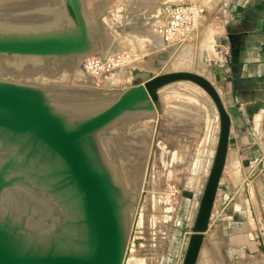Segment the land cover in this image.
I'll return each instance as SVG.
<instances>
[{"label": "water", "instance_id": "1", "mask_svg": "<svg viewBox=\"0 0 264 264\" xmlns=\"http://www.w3.org/2000/svg\"><path fill=\"white\" fill-rule=\"evenodd\" d=\"M100 33L85 0H0V55L8 59L81 61L100 46ZM132 80L113 98L65 104L42 84L0 78V264L125 263L150 140L115 135L139 158L126 181L115 145L108 142V158L99 138L116 122L155 116L160 90L181 81L204 89L220 121L182 260L197 264L227 162L231 115L215 84L198 73L141 70Z\"/></svg>", "mask_w": 264, "mask_h": 264}, {"label": "rangeland", "instance_id": "2", "mask_svg": "<svg viewBox=\"0 0 264 264\" xmlns=\"http://www.w3.org/2000/svg\"><path fill=\"white\" fill-rule=\"evenodd\" d=\"M188 1H198L206 7V34L185 48L167 46L158 30L162 21L161 9L167 3ZM226 3L227 0H85L91 21L98 24L103 33V36L98 34L99 48L109 43L108 48H103V54L109 56V53L119 51L124 60L132 58L125 67L127 80H122L119 85H110V75L100 78L95 76L96 70L85 69L86 56L81 61L71 57L27 58L24 62L0 56V78L42 84L57 102L71 104L85 103L92 98H113L132 83L131 75L135 71L148 70L157 74L191 69L210 75L213 66H210V71L205 50L213 48L214 22L226 15ZM118 12L121 17L116 15ZM112 14L118 17L120 24ZM155 31L159 37L154 36ZM36 59L42 65L30 68V62ZM160 98L162 111L156 112L155 116L116 122L99 138L108 158L112 156L108 142L115 145L122 158L126 181L132 178L130 164L139 158L125 151L116 136H131L136 141L138 136L146 134L150 140L124 264H167L175 261V254L183 241L187 242L193 224L190 202L199 200L217 142L218 114L201 87L188 81L177 82L162 88ZM239 175L242 176V172H238Z\"/></svg>", "mask_w": 264, "mask_h": 264}, {"label": "crops", "instance_id": "3", "mask_svg": "<svg viewBox=\"0 0 264 264\" xmlns=\"http://www.w3.org/2000/svg\"><path fill=\"white\" fill-rule=\"evenodd\" d=\"M226 6L232 57L214 66L210 79L232 118L230 147L197 264H264V0H227ZM198 203L190 202L194 218ZM186 245L167 264H182Z\"/></svg>", "mask_w": 264, "mask_h": 264}, {"label": "built area", "instance_id": "4", "mask_svg": "<svg viewBox=\"0 0 264 264\" xmlns=\"http://www.w3.org/2000/svg\"><path fill=\"white\" fill-rule=\"evenodd\" d=\"M206 13L207 9L201 2L188 1L164 4L162 7V21L158 30L163 36L165 45H178L185 48L192 41L196 42L199 40L204 33L206 34L204 29ZM214 25L212 38L214 51L205 50L208 55V65L205 63L209 66V70L210 66H225L232 57V45L229 32L225 29V24L222 19H218L215 20ZM109 54V56L105 53L88 59L85 63L87 67L85 69L96 70L97 74H105L107 76L129 61L127 59L124 60L120 52L119 54L117 52ZM262 168L264 171V166Z\"/></svg>", "mask_w": 264, "mask_h": 264}, {"label": "bare ground", "instance_id": "5", "mask_svg": "<svg viewBox=\"0 0 264 264\" xmlns=\"http://www.w3.org/2000/svg\"><path fill=\"white\" fill-rule=\"evenodd\" d=\"M90 1V0H89ZM97 1V0H96ZM92 2V1H91ZM90 2V3H91ZM196 2H198V1H196ZM92 4V3H91ZM155 5V4H154ZM154 5H151V6H154ZM158 6V5H157ZM156 6V7H157ZM149 8V7H148ZM147 8V9H148ZM158 8V7H157ZM153 9H155L156 11H157V9L156 8H153ZM138 10H140V8L138 9ZM152 9L150 8V11H151ZM162 10V9H161ZM139 12V11H138ZM154 13V12H153ZM109 14V13H108ZM107 14V15H108ZM110 16H111V13L109 14ZM113 15V18L115 19L117 16H115L114 17V15L115 14H112ZM116 15H118V17H121L120 15H119V12L118 13H116ZM110 16H108V17H110ZM139 16V15H138ZM151 16H152V13H151ZM117 17V18H118ZM140 17V16H139ZM110 18H112V17H110ZM117 18H116V21H117ZM102 19H103V17H102ZM106 18L104 17V20H105ZM109 19V18H108ZM123 19V17L121 18V20ZM134 19H136V18H134ZM104 20H103V22H104ZM110 20V19H109ZM108 20V21H109ZM111 20H113V19H111ZM118 20H120V19H118ZM133 20V19H132ZM144 20V17H143V19H142V21ZM106 21V20H105ZM115 21V20H114ZM115 21V22H116ZM131 21V20H130ZM109 22H111V21H109ZM119 24H120V22L119 21H117ZM134 22V21H133ZM141 22V21H140ZM144 22V21H143ZM142 22V23H143ZM132 23V22H131ZM137 23V22H136ZM95 24V23H94ZM122 24V23H121ZM133 24V23H132ZM137 25V24H136ZM133 26V25H132ZM134 27V26H133ZM152 31H153V29L152 28H150ZM150 30V31H151ZM150 31H148L149 33H150ZM148 32H146L147 34H149ZM158 32V31H157ZM152 33V32H151ZM154 34V36H157V37H159L158 36V33H156V31L155 32H153ZM149 36H152V35H149ZM153 36V37H154ZM162 36V35H161ZM108 37L110 38V36L108 35ZM157 37H155V39L157 38ZM163 37V36H162ZM152 39V38H151ZM155 39L153 40L154 42H155ZM161 39V38H160ZM156 41H158V43H160V40L157 38V40ZM104 42V41H103ZM151 42V41H150ZM193 42V41H192ZM105 44V43H104ZM109 44V43H108ZM107 44V45H108ZM107 45L105 44V46L103 45L102 47L104 48H108L107 47ZM100 47V46H99ZM97 48L94 52H93V54H91L92 56H87V59L85 60V63H86V61L88 60V59H91V58H93V57H96V56H99L100 54H103V48ZM172 47V46H171ZM210 50V52H213L214 51V47L211 49V47L209 48ZM105 50V49H104ZM116 50H118V49H116ZM208 51V50H207ZM115 52V51H114ZM118 54H119V52L118 51H116ZM88 55V54H87ZM0 56H2V55H0ZM29 59V58H28ZM38 59V58H37ZM36 59V61L34 62V61H31L30 62V68H33V67H35V68H37L36 66H37V64H38V66L39 65H42V64H40L38 61L39 60H37ZM131 59L132 58H129L128 60L129 61H131ZM134 59V58H133ZM41 60V59H40ZM158 61H159V59H158ZM28 62V61H27ZM92 62V61H91ZM13 63V62H12ZM85 63H84V65H85ZM1 64V63H0ZM92 64V63H91ZM128 62H126L125 64H123L122 66H120L119 67V69H118V72H116V70H115V73L114 74H111L109 77H108V82L110 83V85H112V86H115V85H117L118 83H120V82H122V80L124 81V79H126L127 80V78H128V76H127V78H126V75H127V70L125 69V67H127L128 66ZM80 65H81V63H80ZM147 65V64H146ZM151 65V64H150ZM148 66V65H147ZM159 66V65H158ZM80 67H82V66H80ZM0 68H1V66H0ZM148 71V70H147ZM177 71H180V70H177ZM182 71V70H181ZM183 71H192V72H195L194 70H191V69H188V70H183ZM129 73V72H128ZM166 73V72H165ZM195 73H198V72H195ZM198 74H200V75H202V76H204V77H206L208 80H210L211 82H213L210 78H211V74L210 75H208V73H206V72H199ZM105 74H97L96 73V75L95 76H97V77H100V78H106V75L104 76ZM129 75V74H128ZM131 77H132V75H131ZM213 78V77H212ZM189 82V81H188ZM214 83V82H213ZM121 84V83H120ZM215 84V83H214ZM119 85V84H118ZM198 86V85H197ZM216 86V85H215ZM117 87V86H116ZM216 88H217V86H216ZM218 89V88H217ZM204 90V89H203ZM220 92V91H219ZM207 94V93H206ZM207 96H208V94H207ZM208 99L210 100L211 98L208 96ZM63 100H64V98H63ZM71 100V99H70ZM66 101H67V98H66ZM211 101L213 102V100L211 99ZM80 104H88V102L86 101L85 103H80ZM213 104H214V102H213ZM215 106V105H214ZM215 109H216V107H215ZM217 111V110H216ZM218 114V113H217ZM219 119V118H218ZM150 121V120H149ZM219 121V120H218ZM219 126H220V121H219ZM219 126H218V128H219ZM219 133V132H218ZM217 140H218V137H217ZM216 145H217V142H216ZM229 154V153H228ZM228 159V158H227ZM208 175V174H207ZM205 179V178H204ZM207 179V178H206ZM205 182H206V180H205ZM205 182H204V185H205ZM203 188H204V186H203Z\"/></svg>", "mask_w": 264, "mask_h": 264}]
</instances>
